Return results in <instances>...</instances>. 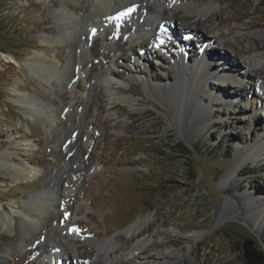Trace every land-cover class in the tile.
Wrapping results in <instances>:
<instances>
[{"label":"rangeland","instance_id":"rangeland-1","mask_svg":"<svg viewBox=\"0 0 264 264\" xmlns=\"http://www.w3.org/2000/svg\"><path fill=\"white\" fill-rule=\"evenodd\" d=\"M112 1L116 7L130 3L133 10L108 35L111 22L96 0H78L72 17L64 15L60 0H0V153L10 148L15 132L18 153L10 156L22 160L27 135L33 141L27 163L36 169L30 181L0 171V217L16 218L10 230H0V264H82L78 250L88 244L68 249L67 235L106 240L114 248L107 255V248L95 246L83 264H122L134 246L164 254L176 248L164 245L167 239H180L187 250L194 232L202 236L184 264H245V238L264 248V82L249 80L246 56H236L235 49L244 38L252 41L249 57L264 71V0ZM171 4H191L216 25L225 17L215 30L219 37H206L204 26L199 33L174 21L166 29L167 43L154 46L158 17ZM31 57L46 58L38 77L31 73ZM222 57L237 66L228 64L225 77L217 76ZM50 60L58 67H50ZM207 65L213 78L204 79L207 88L196 109L163 88L181 69L192 73ZM101 86L123 100L109 105ZM20 93L38 101H18ZM183 106L193 115L183 113ZM34 107L44 113L37 117ZM205 109L215 112L203 120ZM180 145L190 152L185 155ZM78 147L84 153L75 156ZM238 148L248 158L239 167ZM232 168L236 173L224 178ZM36 203L43 217L29 228L24 208ZM147 215L141 235L132 239L128 227ZM166 215L168 224L161 226ZM73 227L81 232H70ZM38 245L43 248L33 250ZM146 252L136 262L156 264Z\"/></svg>","mask_w":264,"mask_h":264},{"label":"bare ground","instance_id":"bare-ground-1","mask_svg":"<svg viewBox=\"0 0 264 264\" xmlns=\"http://www.w3.org/2000/svg\"><path fill=\"white\" fill-rule=\"evenodd\" d=\"M77 1L78 0H69L66 3V0H60V5L63 6L62 10L65 11L64 15L65 14L68 15V17L74 16L73 10H76L77 9L76 7L79 6L77 4ZM96 1L104 4V9L105 10L102 11V14H103L102 17H104L105 20H108V21L111 22L110 23L111 26L110 25L107 26V33L109 35L112 32H114V24L117 21V17L124 10L128 9V6H129L130 3L126 4V3L120 2V3H118L119 6L117 5L118 7H116V3H114L112 0H96ZM148 7L154 8L155 6L152 7V5H148ZM185 7H186L187 10H185ZM193 9H195V7L193 5H191V4H188V5H185V6L171 4L168 7H165L164 15L162 17H160V18L158 17V20H157V23H156L157 24L156 25L157 33H156V35H154V38L151 39L152 40L151 41L152 44L154 46H158V47L162 48L167 43L166 38H165L166 35H167V30L166 29H167V27H170L171 23L174 22V21L178 22V26L182 25L183 27H186V28H195L199 33H201V29H202V31L204 30L203 29V26H204V28L208 29V31L206 33L209 34V35L206 34V37L207 36H210L212 38L213 37H215V38L219 37L215 30L219 26H224L225 25V21H224L225 17L222 20H220L217 23V25H216V23H214L212 21L211 17H205L204 11H200L198 8H196L197 11L194 10L195 11L194 12ZM183 11H186V13H183ZM199 28H200V30H199ZM126 29H128V28H126ZM191 37H192V35H191ZM52 39H54L52 41L55 42V43H58V41L60 40L59 38H52ZM137 40L140 43H142L141 45L143 46V43H144L143 38L140 37ZM205 40L209 41L210 39H204L203 41H205ZM200 41H202V40L200 39ZM243 42H245V44H243L242 47L238 46L235 49V52H236L235 55L237 56L238 54H240L242 56L243 55L246 56L245 59H246L247 67H246L244 72L247 73V76H248L249 80L250 81H254V83L255 82H257V83L261 82L262 83V82H264V71L259 70L257 68V62L254 59L249 57V54H251L252 51L254 50L253 49L254 48V44H253L252 41H249L246 38L243 39ZM223 48L227 49V45L224 46ZM210 54L212 56L215 55L213 53H210ZM202 55H205V54H201L200 56H202ZM219 57H220V55H219ZM10 58H7V60H11ZM222 60H223V62H225V65L217 67V69H219V72L217 73V76L221 77V76L225 75V74H222V73H224L223 72L224 69H228V66H227L228 64H230V67L232 69H237L236 64L230 62L229 60H227V58L222 57ZM45 61H46L45 57H38V58L37 57H31V58H29V63H30L31 68H32L31 69V73H32L33 76L38 77V75H41V68H42V65L45 64L44 63ZM180 61L181 62H178V65L181 66V68H182L183 65L185 64V60L183 58H180ZM238 63H239V60H238ZM48 65L50 67L52 66V68H57L58 67V64L55 61H51V60L48 61ZM93 69H94V67H93ZM208 69H209V65H207L205 67L198 66L196 68V70L192 71V73H187L186 71L181 69L179 74H178V77L174 81V83L172 85L170 84L169 86L168 85L163 86V88L165 90H167V91L170 90L172 94L177 95L178 97H180V100L181 101L183 100V102L185 104L187 103V105H188L187 101L190 100V102H192V104L194 105V108H195V106L197 107V106L200 105V95H199V93L204 88H207L206 82L204 81V79L207 81L208 78H213V74H212V76H210L209 73H207ZM229 72H231V71H229ZM105 74L107 76V75H114L115 73L113 71H111V72H106ZM44 79L49 81V82L51 81V78H48V77H44ZM110 84L115 85V83H113V82H110ZM116 85H117V87L121 86V84H118V83H116ZM103 86H101V89H103L102 92H104L102 94L103 95L102 97L105 98V101L109 105H116L117 102H119V101L121 102L123 100V99L121 100L119 96H116V94L114 92H111L108 89V87H106V86L103 87ZM146 86H147V88H150V89L153 88V85H151L149 82H146ZM15 87H18V84H16ZM157 87L161 88V90L163 89L160 86H157ZM21 92H24V91H21ZM122 92L124 93L123 90H122ZM152 92L156 93V95L158 94L156 89H155V91H152ZM227 93H229V92H227ZM30 96L31 95L28 94V93H25V94L23 93L21 95H18L17 100L18 101L25 100V101H28L29 103H31V105H33V103L37 102L38 99L36 97L35 98H31ZM213 100L218 101L219 97L213 96L212 97V101ZM181 109H182V112L183 113L185 112L187 116L193 115V113H191L192 111L188 108V106H183ZM32 111L34 113L35 112L39 113V114L36 115L37 117H38V115L44 113V112H41L39 109L37 110V108H35V107L32 108ZM197 112H201V111L199 110ZM202 112H203L202 113V116H203L202 119L206 120L207 118H209L211 116V113L215 112V111L212 110V109H205ZM36 116H34V117L37 119ZM34 117L31 118V119H34ZM61 124L64 125L65 122H61ZM8 128H11V127H8ZM14 133L13 132L10 133V136H11V139H12L11 144H10V148H9L10 150L8 149L6 152H1L0 153V171H2V172L7 171L9 174L14 175V178H16V179H20V180H24V181H30V180H32L33 176L36 174V169L33 166H31L30 164H28L29 163V159L27 158V147L28 146H32L33 141L27 135L26 136L24 135V139H23V141L25 142V146H24V149H23L24 150V154L22 156V160L17 161V159H14V158H12L10 156V154H13V153L17 154L18 153L17 152L18 150L16 148H17L19 143L16 141L15 136H13ZM262 143L264 144V141ZM80 152L84 153V148L83 147H78L76 152L74 153V155L75 156L79 155ZM246 152H247V150L245 148H240V149L238 148L236 150V160L234 161L235 162L234 166H238L239 167L241 164H244V162L248 159L246 157ZM233 173L235 174L236 171H235V169L232 168V169L228 170L225 173V175H223V176H224V178L228 179V177L230 178ZM0 208L3 209L4 206L0 205ZM216 209H217V207H216ZM169 216H171V213L169 214ZM42 217H43L42 216V209H41L40 205H38L37 203H36L35 206L27 205L24 208V215H23V220L25 222L24 225H28L29 228H33L34 226L37 227L39 224H41L40 220H41ZM148 217H149V215L144 216V217H139L137 220H135L128 227L127 231L130 232L131 234H133V238L132 239H135L139 235H141V234H139V233H141V231H140L141 228H142L141 226H142V224L144 222H147V218ZM162 217H163V220H161V226L167 225L168 224V215L162 216ZM10 219H11L12 222H10ZM159 219H160L159 217L155 218L154 223H156ZM14 221L16 222V218H15L14 214H12L11 218L6 217V215H2L0 217V230H3V231L10 230L9 227L10 226L13 227V222ZM73 222L74 221L72 219L70 221V225H73ZM29 228H28V232L27 233L30 235L31 231H29ZM191 236H192V238L195 241L194 245H197L198 242H199V239L202 236V233L201 232H194ZM66 241L68 242L67 248L69 246L70 247H74L75 244H81V243L88 244L87 245L88 247L85 248V250L89 251L88 253L85 252V250L83 251L81 248H80V251L78 250V262H80L82 264L84 263V261L87 258H90L92 256V254L95 252V250H94V248H96L95 246L101 245L99 247L107 248L106 251H105V253L107 255L108 254L111 255L114 252V248H112L110 246H106L107 245V241L106 240L95 241L90 236H85V237H76V236H74V237L71 238L69 235H67L66 236ZM64 242H65V240H64ZM62 243H63V240H62ZM40 245L43 246V244H40ZM40 245L36 246L33 250H35V249L39 250L42 247ZM102 245H104V246H102ZM108 245H110V244L108 243ZM164 245H171V246H174L176 248L168 249L167 252L164 253V254L163 253L151 254V253L145 251L146 252V256H151L152 259H154L156 261V264H184L185 260H186V256L191 254V252L193 251V246H194V245H189L188 249L185 250L184 248L180 247V239H167V241L164 242ZM161 246H162L161 243H156L155 244V247H161ZM142 247L143 246H141V247H137V246L132 247L131 250H129V252H127L124 255V257L122 258V264H138L136 262V259H139L140 256L142 257L143 256L142 253H145L144 251H141V252L139 251ZM135 251H137V252H135ZM131 253H133V255H131ZM64 255H65V252H64ZM229 256L230 255H228V257L225 258L226 261H228V259L231 258ZM219 257L220 256H218V258ZM94 264H100V263L94 262ZM101 264H114V263H108L107 261H102Z\"/></svg>","mask_w":264,"mask_h":264},{"label":"trees","instance_id":"trees-1","mask_svg":"<svg viewBox=\"0 0 264 264\" xmlns=\"http://www.w3.org/2000/svg\"><path fill=\"white\" fill-rule=\"evenodd\" d=\"M180 146V150L185 155L190 152L186 146ZM241 244L243 254L245 255V264H264V248L258 244L255 238L247 237Z\"/></svg>","mask_w":264,"mask_h":264},{"label":"snow or ice","instance_id":"snow-or-ice-1","mask_svg":"<svg viewBox=\"0 0 264 264\" xmlns=\"http://www.w3.org/2000/svg\"><path fill=\"white\" fill-rule=\"evenodd\" d=\"M132 10L133 9H128L125 12L120 13L119 16L117 17V19H121L122 17L129 15ZM66 216H67V214H66ZM80 231L81 230L79 228H75V227L70 229V232H73L76 234H79Z\"/></svg>","mask_w":264,"mask_h":264}]
</instances>
